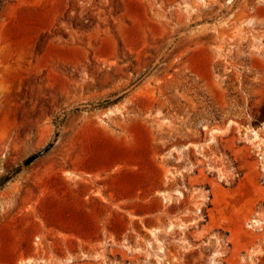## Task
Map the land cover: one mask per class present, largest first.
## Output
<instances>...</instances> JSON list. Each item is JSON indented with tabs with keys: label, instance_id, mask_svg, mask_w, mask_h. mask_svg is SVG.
I'll return each mask as SVG.
<instances>
[{
	"label": "rangeland",
	"instance_id": "obj_1",
	"mask_svg": "<svg viewBox=\"0 0 264 264\" xmlns=\"http://www.w3.org/2000/svg\"><path fill=\"white\" fill-rule=\"evenodd\" d=\"M0 5V264H264V0Z\"/></svg>",
	"mask_w": 264,
	"mask_h": 264
},
{
	"label": "trees",
	"instance_id": "obj_2",
	"mask_svg": "<svg viewBox=\"0 0 264 264\" xmlns=\"http://www.w3.org/2000/svg\"><path fill=\"white\" fill-rule=\"evenodd\" d=\"M1 6V5H0ZM86 18V17H85ZM95 19L94 18H86L85 22L83 23L86 27H89L91 25H93L95 23ZM118 101V99H115L113 101H110L109 99L105 100L104 102L100 103L99 105L106 107L112 103H116ZM62 121V120H61ZM58 118L56 119V125L58 126L61 122ZM21 171V167H17L14 171L9 172L5 175H3L2 177H0V188L3 187L8 181H10L13 177H15V175L17 173H19Z\"/></svg>",
	"mask_w": 264,
	"mask_h": 264
},
{
	"label": "water",
	"instance_id": "obj_3",
	"mask_svg": "<svg viewBox=\"0 0 264 264\" xmlns=\"http://www.w3.org/2000/svg\"><path fill=\"white\" fill-rule=\"evenodd\" d=\"M35 157H36V156H32V157H30V158L25 162V164H29L30 162H32L33 159H34Z\"/></svg>",
	"mask_w": 264,
	"mask_h": 264
},
{
	"label": "bare ground",
	"instance_id": "obj_4",
	"mask_svg": "<svg viewBox=\"0 0 264 264\" xmlns=\"http://www.w3.org/2000/svg\"><path fill=\"white\" fill-rule=\"evenodd\" d=\"M254 133H255V136L258 137L257 132H254ZM179 193H180V192H179ZM33 260H34V259H33ZM26 262H27L26 264H28V262H29V264H32L30 260H27ZM22 264H23V263H22Z\"/></svg>",
	"mask_w": 264,
	"mask_h": 264
}]
</instances>
